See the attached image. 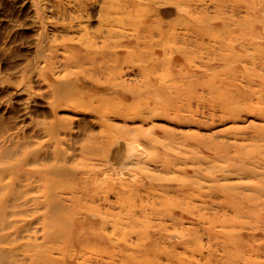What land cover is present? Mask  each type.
<instances>
[{"label": "rangeland", "instance_id": "374dc122", "mask_svg": "<svg viewBox=\"0 0 264 264\" xmlns=\"http://www.w3.org/2000/svg\"><path fill=\"white\" fill-rule=\"evenodd\" d=\"M6 152L9 264H264V0H0Z\"/></svg>", "mask_w": 264, "mask_h": 264}, {"label": "bare ground", "instance_id": "6f19581e", "mask_svg": "<svg viewBox=\"0 0 264 264\" xmlns=\"http://www.w3.org/2000/svg\"><path fill=\"white\" fill-rule=\"evenodd\" d=\"M115 144H116V146H115V149H116V147L119 146L121 143L117 141ZM2 154L3 155H0V182H1V177H2L1 175H2V172H4V170L6 173L11 174L12 178L15 177V180L18 176L25 173V171H23L21 168V164L25 160L24 154L23 155H15V157L11 153H7V152L2 153ZM3 161H6V162H3ZM207 168H209V167H207ZM18 190L19 189L16 186V184H13V181H11V180L9 182H5V183L0 184V242L4 241L3 238H5V236L3 235V233H1V231L7 227L6 217L16 213L15 210H16V208H18V205H17V198L19 195ZM45 199H46L45 202L48 205L47 206L48 212H50L54 216V218H52V217L47 218V221L45 222V226L47 229L46 232H48V233H46L48 240L50 242L54 241V242H59V243H65L67 241L77 240L78 238L73 237L71 235V232L69 233V231H68L69 234H67L66 232L62 233L64 223H63V220L61 218H57L60 216L61 212L59 209L55 208V203H53V196L51 194H47V196L45 195ZM250 212H252V211H250ZM118 217H116V218H118ZM125 217L127 219V216H125ZM120 218H122V217H119V219ZM115 223H116V221H115ZM115 225H117V224H115ZM112 227H113V225H112ZM139 235H142V234H139ZM52 247H54V246H51V248ZM34 253L35 254L33 256H34L35 260L38 261L37 262L38 264H42L43 262L50 260L47 256L48 253L46 252V249H41L38 252H34ZM6 260H7L6 254L4 253L3 248L0 246V264H9L10 262L7 263ZM31 260H32V258H31Z\"/></svg>", "mask_w": 264, "mask_h": 264}]
</instances>
